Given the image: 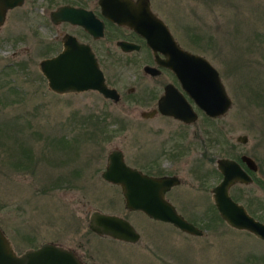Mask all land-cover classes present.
I'll list each match as a JSON object with an SVG mask.
<instances>
[{
    "label": "rangeland",
    "instance_id": "374dc122",
    "mask_svg": "<svg viewBox=\"0 0 264 264\" xmlns=\"http://www.w3.org/2000/svg\"><path fill=\"white\" fill-rule=\"evenodd\" d=\"M149 7L181 48L216 69L231 102L228 110L208 119L193 107L197 119L190 125L144 121L138 112L149 107L134 102L136 90L128 99L122 96L135 84L119 65L109 70L119 74L115 104L94 91L51 92L37 68L46 57L39 42L49 43L57 33L43 25L45 1L24 0L0 25V229L17 254L49 242L74 251L85 264H264V241L222 221L210 189L220 180L217 159L251 157L257 178L250 172V183H235L228 192L264 223V0H150ZM111 48L119 54L113 38ZM132 72L139 75L140 69ZM157 129L170 131L174 141L176 133H185L189 165H180L181 185L171 200L202 230L200 236L128 210L121 190L101 178L111 150L123 153L128 165L136 155H151L150 136L142 134ZM200 152L201 190L190 172ZM166 197L170 202V193ZM92 211L126 220L138 240L94 234L88 228Z\"/></svg>",
    "mask_w": 264,
    "mask_h": 264
},
{
    "label": "water",
    "instance_id": "95a60500",
    "mask_svg": "<svg viewBox=\"0 0 264 264\" xmlns=\"http://www.w3.org/2000/svg\"><path fill=\"white\" fill-rule=\"evenodd\" d=\"M24 0H0V25L4 22L8 10L21 6ZM108 18L119 25L132 28L144 37L150 47L159 49L166 44L170 51L169 67L177 77L181 88L189 95L198 109L210 117L222 116L231 102L216 69L202 56L191 53L178 46L165 24L149 9L148 0H98ZM81 9L60 6L50 12L53 23L68 21L82 25L86 30L90 25L76 20ZM101 33H94L98 36ZM68 36V35H67ZM68 39V38H67ZM128 50V44L118 42ZM161 50V49H159ZM163 51V50H162ZM38 68L49 90L55 93L81 92L95 90L104 98L113 102L118 100L114 89L105 83L101 70L89 52L87 46L71 39L64 42L63 51L53 57L42 59ZM179 96V97H178ZM175 92L170 94V108L159 104L158 109L165 115L189 123L196 117L190 105ZM148 117L151 112H142ZM244 143L245 136H237ZM240 162L251 170H257V164L242 155ZM221 174L219 182L211 188L212 202L221 218L229 227L244 230L264 241V223L250 216L244 207L229 195L228 188L235 183H250L251 177L241 168L237 161L228 158L216 160ZM102 180L118 185L128 210L141 211L147 217L167 222L178 230L200 236L202 231L179 215L174 207L164 198L170 186L177 184L172 176L152 177L127 166L119 150H111L106 156ZM88 228L97 235H106L114 239L134 243L139 235L124 219L110 214L92 211L89 214ZM0 264H83L70 249L44 242L37 248L26 249L17 254L0 229Z\"/></svg>",
    "mask_w": 264,
    "mask_h": 264
},
{
    "label": "flooded vegetation",
    "instance_id": "af4514ba",
    "mask_svg": "<svg viewBox=\"0 0 264 264\" xmlns=\"http://www.w3.org/2000/svg\"><path fill=\"white\" fill-rule=\"evenodd\" d=\"M44 1L46 3L48 11L44 16L45 22L43 25L49 29H51V27H54L53 30L55 33H57V37H54V39L50 41L49 43H45L42 40L39 42V44L41 45L40 50L46 56L42 59L50 58V57H53L61 53L64 48V42L65 41L69 42L71 39H73L79 44H83L87 46L90 54L91 53L93 54V57L96 60L101 70L104 83L109 88L114 89L115 93L118 96V99H120L119 92H121V88H119V85L116 84L117 81H119V78L117 77L119 76V74H115V73L111 74L109 70L116 65H119L121 68L127 69L128 74H129V76H127L128 80L133 81L135 86L133 88L131 87L127 89L125 88V94H122V96L128 99V97L132 95L135 90L137 91L136 99H133L134 102L142 103L149 107V110H142L138 112L139 117L142 120L145 121V120H154V119H169V120L172 119L184 125H190V124L195 123L197 119V114L193 107H195L200 112L202 111L196 107L193 100L181 88L177 77L175 76L173 71L170 69L169 64H168L170 60L169 58L170 51L168 50V47L166 44L160 45L159 49L161 50L153 49L152 47L148 45L144 37L140 36L137 32H135L129 26L119 25L115 22H112L108 18V16L104 14V11H102L98 3V0H72V1L61 0L62 2L60 4H54L55 0H44ZM148 2L150 6V0H148ZM64 5L83 10L84 12H80L79 14L77 13L75 19L90 25L88 28H90L91 32L86 30L82 25L73 24L68 21H59L57 23H53L50 19V12ZM149 9L156 16V14L151 10L150 7ZM59 26L65 27L66 30L63 33H61L58 29ZM165 26L167 27L170 33V29L168 28L166 23H165ZM94 33H101V34L98 36H94ZM112 38L114 39V46L118 50L119 54H114L111 51L112 50L111 48ZM118 42H124L128 44L127 47H131V48H129L128 50H124L118 45ZM42 59H40V61ZM38 63H37V68H38ZM133 68L134 70H137V68L140 69L139 75H135L132 72ZM40 74L42 75L41 72ZM42 77L44 78L43 75ZM86 91H94L97 94H99L95 90H86ZM81 92H85V91H81ZM172 92H175L177 96L180 95L190 105V107L192 108V111L196 115L193 121L186 123L177 118H174L169 115H165L160 112V110L158 109L159 104L165 108H170V94ZM68 93H78V92H68ZM62 94H65V93H62ZM99 95L103 99H106L113 104L116 103L110 99L104 98L101 94ZM142 112H151V115L148 117H143L141 115ZM202 113L204 114V112ZM205 116L208 117V119H215V118L220 117V116L210 117L207 115ZM142 135L150 136L149 139L153 146V150H152L153 153L145 158H143L142 155H136L135 158L131 161V165H128L125 162L124 157H123L124 163L127 166L134 168L140 171L142 174L147 175V176L175 177L178 183L170 186V188L165 191L164 198L167 200L166 195L170 193V204L174 207L175 211L186 220V218L180 212L176 210L171 200V198L173 200L177 198V196L174 195V190L176 187L181 185V179L176 174L177 172L180 171V165L182 167L189 165L187 164V161L184 160L186 158V155H188L191 151V148L189 147V145L187 143L186 144L183 143V140H185V136H184L185 133H182V132L176 133L177 135L176 141H174L175 137L172 136V133L170 131H161L160 129H157V131L144 133ZM135 139H136L135 149H137L138 144L140 145V139L139 138H135ZM122 156H123V153H122ZM203 156L204 154L200 152L199 159H195L196 161H194L193 167L190 171L193 177L196 180H199L196 186V188H198L199 190H201L202 188L203 189L205 188L204 187L205 178L203 179L202 175L200 176L199 174V173H202V169L200 168L203 166V159H204ZM138 160L141 162H139ZM239 161H237L238 164L250 177L252 176V174L254 177H257L255 176L254 171L249 170L245 166V164ZM182 162H184L185 164H183ZM165 171L166 172L170 171V173L169 174L164 173ZM219 175L221 179V174ZM252 179L253 178L251 177V180ZM108 184L119 188L118 185L111 184V183H108ZM236 185H240V184H236ZM212 187L213 185L211 186V188ZM138 212H141V211H138ZM141 213L144 214L143 212ZM72 252L74 253V251ZM74 255L83 264H85L82 261V259L76 255V253H74Z\"/></svg>",
    "mask_w": 264,
    "mask_h": 264
},
{
    "label": "trees",
    "instance_id": "16d2710c",
    "mask_svg": "<svg viewBox=\"0 0 264 264\" xmlns=\"http://www.w3.org/2000/svg\"><path fill=\"white\" fill-rule=\"evenodd\" d=\"M100 130L103 131V132H105L104 127H101ZM255 178H257V177H255Z\"/></svg>",
    "mask_w": 264,
    "mask_h": 264
},
{
    "label": "bare ground",
    "instance_id": "6f19581e",
    "mask_svg": "<svg viewBox=\"0 0 264 264\" xmlns=\"http://www.w3.org/2000/svg\"><path fill=\"white\" fill-rule=\"evenodd\" d=\"M167 223V222H166Z\"/></svg>",
    "mask_w": 264,
    "mask_h": 264
}]
</instances>
